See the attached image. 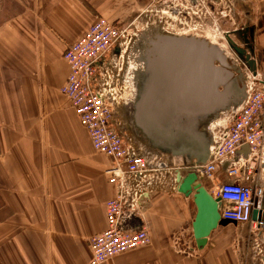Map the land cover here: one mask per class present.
Here are the masks:
<instances>
[{"label": "crops", "instance_id": "crops-1", "mask_svg": "<svg viewBox=\"0 0 264 264\" xmlns=\"http://www.w3.org/2000/svg\"><path fill=\"white\" fill-rule=\"evenodd\" d=\"M146 1L0 0V264H88L89 240L106 228L115 187L105 174L110 160L95 154L59 92L69 73L62 50L97 15L127 16ZM245 1L244 26L264 72V0ZM153 156L161 159L162 181L142 217L123 224L130 232L146 226L150 244L104 264H256L250 231L240 232L245 225L217 227L197 249V210L174 180L182 161ZM247 156L244 149L235 158ZM222 169L219 178L228 181ZM200 182L213 197V183Z\"/></svg>", "mask_w": 264, "mask_h": 264}, {"label": "built area", "instance_id": "built-area-1", "mask_svg": "<svg viewBox=\"0 0 264 264\" xmlns=\"http://www.w3.org/2000/svg\"><path fill=\"white\" fill-rule=\"evenodd\" d=\"M127 30L105 18H96L83 35L65 47L63 59L69 73L59 92L66 98L78 123L87 132L93 150L106 156L110 166L105 174L115 187L114 198L105 204L106 228L89 240L88 264H103L116 256L150 244L146 226L130 232L123 226L132 217H142L143 207L162 181L161 159L144 154L132 140L125 141L127 122L120 108L118 72L122 66ZM111 63L113 65H111ZM248 81L242 105L229 113L226 122L212 133V146L206 163L192 166L199 180L213 183L214 198L221 203L220 217L251 231H262L258 202L264 195V181L250 184L246 176L258 164L264 172V73L244 69ZM244 72V71H243ZM244 149L248 156H235ZM174 158V157H173ZM181 169V165H179ZM225 167V168H224ZM228 181H221L218 170ZM264 264V258L261 260Z\"/></svg>", "mask_w": 264, "mask_h": 264}, {"label": "water", "instance_id": "water-1", "mask_svg": "<svg viewBox=\"0 0 264 264\" xmlns=\"http://www.w3.org/2000/svg\"><path fill=\"white\" fill-rule=\"evenodd\" d=\"M250 32L246 26L233 32L249 53L233 42L230 33L225 38L238 60L254 73L258 60L253 58ZM128 60L125 81L131 96L126 114L131 119L127 122L147 143L148 154L181 159L174 180L177 192L193 199L197 210L193 239L197 249H202L217 227L236 224L221 219L220 201L206 191L192 166L206 163L212 146L209 126L242 105L247 81L223 50L201 38L155 34L135 45ZM256 217L254 210L253 220Z\"/></svg>", "mask_w": 264, "mask_h": 264}, {"label": "rangeland", "instance_id": "rangeland-1", "mask_svg": "<svg viewBox=\"0 0 264 264\" xmlns=\"http://www.w3.org/2000/svg\"><path fill=\"white\" fill-rule=\"evenodd\" d=\"M143 5L136 10H129L127 16L108 18V21L110 20V22L120 25L128 32L127 40L124 43L125 51L122 54L121 59L122 66L118 72V78L121 83L118 96L121 98V100H124L127 95L128 86L130 87L129 83L125 81L129 64V52L134 48L135 45L143 44L144 41L153 38L155 34L204 39L210 44L223 50L228 58V62L230 64H236L237 67L240 68L241 74L246 77V72L244 70L246 66L238 60L235 54L227 46L225 36L227 33H230V38L237 44V46L247 49L244 41L237 34L233 33L234 31H239L245 27V11H247L249 7L247 1L194 0L193 2L190 0H149L144 2ZM100 17L104 18L103 16L97 15L95 19ZM63 50L62 52H64ZM247 53H249L248 49ZM111 65L113 64L111 63ZM260 73L264 72L260 71ZM245 79L247 80V78ZM247 85L248 81L246 82V86ZM130 96L131 92L127 100L130 98ZM120 108H123V116L127 122V118L129 116H127L126 113L129 112L128 109L130 107L126 106L125 102L122 104V106H120ZM130 119L131 117H129V120ZM225 122L226 121L223 119L213 122L209 126V131L210 129L211 131L217 130L219 126ZM126 124L127 134L125 136V141L128 142V139L132 140L144 154H147V143L141 139L139 134L136 133L132 124H129L128 122ZM149 154L150 156H153V152ZM180 160L181 159H179V161ZM257 171L258 164L256 163L255 167L250 170V174L246 175L250 180V184L259 183V181H256L257 179L264 181V172H260L257 177ZM263 203L264 201L262 197V199H260L258 202V206L261 207ZM262 221L264 225V218ZM249 228L246 230L243 229L240 232L245 234L247 231H250L251 237H249L251 238V246L249 245V247L250 251L253 253V260L256 264L257 262L258 264H262L261 260L264 258V231H251ZM113 259L114 258H112L110 261Z\"/></svg>", "mask_w": 264, "mask_h": 264}, {"label": "flooded vegetation", "instance_id": "flooded-vegetation-1", "mask_svg": "<svg viewBox=\"0 0 264 264\" xmlns=\"http://www.w3.org/2000/svg\"><path fill=\"white\" fill-rule=\"evenodd\" d=\"M263 201H264V196H263ZM258 217L262 218V219L264 218V203L262 204V206L259 210Z\"/></svg>", "mask_w": 264, "mask_h": 264}, {"label": "bare ground", "instance_id": "bare-ground-1", "mask_svg": "<svg viewBox=\"0 0 264 264\" xmlns=\"http://www.w3.org/2000/svg\"><path fill=\"white\" fill-rule=\"evenodd\" d=\"M228 46V45H227ZM222 47V46H221ZM226 48H228V47H226ZM231 59V58H230Z\"/></svg>", "mask_w": 264, "mask_h": 264}]
</instances>
